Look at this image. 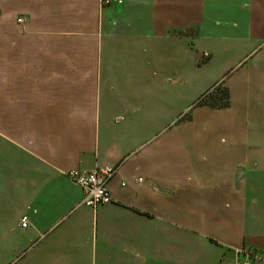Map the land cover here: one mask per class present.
<instances>
[{
    "label": "crops",
    "instance_id": "0c3cea01",
    "mask_svg": "<svg viewBox=\"0 0 264 264\" xmlns=\"http://www.w3.org/2000/svg\"><path fill=\"white\" fill-rule=\"evenodd\" d=\"M104 167L95 210L66 173ZM240 251L264 254V0H0V264Z\"/></svg>",
    "mask_w": 264,
    "mask_h": 264
},
{
    "label": "built area",
    "instance_id": "2783aa9c",
    "mask_svg": "<svg viewBox=\"0 0 264 264\" xmlns=\"http://www.w3.org/2000/svg\"><path fill=\"white\" fill-rule=\"evenodd\" d=\"M102 6L123 5L124 0H100ZM19 23L23 20L19 19ZM115 167L96 168L92 171L71 170L66 173L68 179L79 186L84 192L82 204L98 209L101 206L113 203V197L108 188L110 181L116 175ZM29 225V218H22V227ZM244 256L243 260H238L235 264H264L263 253H251L247 251L238 252V256Z\"/></svg>",
    "mask_w": 264,
    "mask_h": 264
},
{
    "label": "trees",
    "instance_id": "16d2710c",
    "mask_svg": "<svg viewBox=\"0 0 264 264\" xmlns=\"http://www.w3.org/2000/svg\"><path fill=\"white\" fill-rule=\"evenodd\" d=\"M200 105L210 106L212 108H227L230 105V95L227 89L217 87L215 92H209L200 102ZM190 118L189 115L186 117Z\"/></svg>",
    "mask_w": 264,
    "mask_h": 264
},
{
    "label": "rangeland",
    "instance_id": "374dc122",
    "mask_svg": "<svg viewBox=\"0 0 264 264\" xmlns=\"http://www.w3.org/2000/svg\"><path fill=\"white\" fill-rule=\"evenodd\" d=\"M255 252V251H254ZM257 253H259L260 254V252H257ZM223 264H225V263H223Z\"/></svg>",
    "mask_w": 264,
    "mask_h": 264
}]
</instances>
